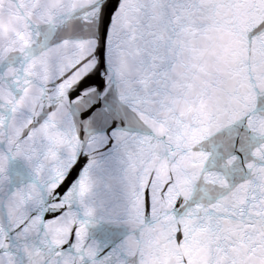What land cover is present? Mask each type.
I'll list each match as a JSON object with an SVG mask.
<instances>
[{"label":"snow or ice","instance_id":"obj_1","mask_svg":"<svg viewBox=\"0 0 264 264\" xmlns=\"http://www.w3.org/2000/svg\"><path fill=\"white\" fill-rule=\"evenodd\" d=\"M0 264H264V0H0Z\"/></svg>","mask_w":264,"mask_h":264}]
</instances>
